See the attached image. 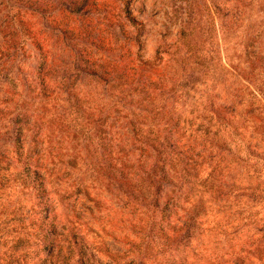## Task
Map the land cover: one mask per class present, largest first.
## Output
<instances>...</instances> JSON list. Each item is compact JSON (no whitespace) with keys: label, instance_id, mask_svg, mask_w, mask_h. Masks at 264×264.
I'll list each match as a JSON object with an SVG mask.
<instances>
[{"label":"rangeland","instance_id":"1","mask_svg":"<svg viewBox=\"0 0 264 264\" xmlns=\"http://www.w3.org/2000/svg\"><path fill=\"white\" fill-rule=\"evenodd\" d=\"M0 264H264V0H0Z\"/></svg>","mask_w":264,"mask_h":264},{"label":"trees","instance_id":"2","mask_svg":"<svg viewBox=\"0 0 264 264\" xmlns=\"http://www.w3.org/2000/svg\"><path fill=\"white\" fill-rule=\"evenodd\" d=\"M22 3L23 4H21V6L27 10H30V11H33L34 7L36 6V5L31 4V3H24V2H22ZM35 8H37V7H35ZM126 12H127V17L131 20L132 18L129 14V11H126ZM166 143H168V141ZM26 159H28V158H26ZM28 160L26 161L27 162L26 168L28 171H31V172H28V175L30 176L33 174V179L36 181L35 182V188H36L37 192H39L40 195H43V193L45 192L43 177H41V174L37 172L36 167L34 170L30 169L32 164H31L30 160L29 161ZM164 160H165V158H163L162 162H164ZM162 170H164V169H162ZM162 173H163V178H165L164 180H168V172L164 170V172H162ZM39 210H41V209L39 208ZM45 216L47 217V214ZM47 227H48V230L50 232L49 233L50 245L52 248H54L56 246V244H59L60 239H59L58 230L56 229V227H57L56 223L53 221V219H51L49 221Z\"/></svg>","mask_w":264,"mask_h":264}]
</instances>
